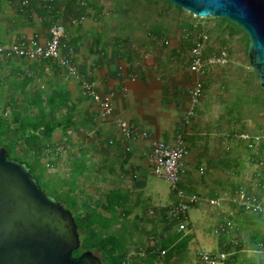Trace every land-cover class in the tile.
Instances as JSON below:
<instances>
[{
	"label": "rangeland",
	"instance_id": "374dc122",
	"mask_svg": "<svg viewBox=\"0 0 264 264\" xmlns=\"http://www.w3.org/2000/svg\"><path fill=\"white\" fill-rule=\"evenodd\" d=\"M91 1L101 7L105 17L103 23H106V17L110 16L112 9L117 12L115 15H119H111L117 25L123 24L121 13L119 14L121 9L134 13L131 25L140 24L143 27L133 37L137 43L134 39L130 40L135 48H138L139 43L142 45L144 40L148 41L150 36L147 32L150 31V25L159 23V27L152 26L155 30L158 28L162 36L158 42L162 48H170L172 45L178 47L174 51V57L181 68L187 66L182 55L187 51L190 39L195 34L203 33L208 37L210 51L222 50L228 54L225 66L213 68L201 77L205 83L204 94L197 106L193 109L189 106L187 112H192L189 116L192 117L190 133L187 136L181 135L185 142H189L190 153H194V158L199 159V154H203L199 159L200 164L193 163L192 173L210 195L205 196L206 193L197 192L203 197L218 198L220 202L216 208L201 202L188 209L187 218L184 220L190 228L200 222L202 239L209 244L198 242L189 245L190 239L185 240L184 234L177 233L180 222L170 225L173 219L168 215V209L173 206L175 195L170 189V184L153 174L151 167L147 165L143 172L136 173L133 179L138 186L133 185L131 178L121 177L122 181L118 182V176L106 174L101 179L104 174L100 172L101 169L94 171L95 176L92 175L91 169L92 172H83L77 178L73 195L80 210L95 207L106 217L110 214L99 206H94V203L97 200L104 202L105 195L117 188L119 183L130 187L131 192L128 194L122 192L126 196L124 208L129 215L119 217L106 230L97 227V235L100 237L111 234L118 237L123 234L127 251L125 264H194L195 255L200 250L218 251L220 245L227 242L213 233L215 226L227 218L230 222H235L234 225L238 228L236 235L234 234L236 237L250 242L251 233H259L262 243L264 212L261 215L241 212L237 210L236 205L240 200L241 191L250 197L258 196L264 205V92L258 85L257 73L249 64L247 41L241 33L242 30L226 18H198L186 10L176 8L177 6L168 1ZM139 15L142 16L139 17L140 21L136 17ZM63 77L65 78V75ZM63 77L62 73L47 61H27L13 56H0V118L14 125L15 116H35L38 114L36 101L41 102L48 113L46 96L65 88L66 81H63ZM64 113V109H61L56 110L54 114L56 118H60ZM79 129L83 133L73 127L67 136L56 130L52 136L51 147L40 153V168L37 171L45 185L47 183L51 187L67 190L68 187L63 182L71 181L72 156L79 153V150H88L95 137V133L93 136L89 135L87 126L78 125ZM40 135L42 137V133ZM158 141L165 139L161 136ZM249 141L255 144L247 148ZM32 154L33 152L24 157L31 159ZM18 155L23 156L17 147H13V156ZM10 156L13 157L11 154ZM256 158L259 161H255ZM199 166L204 168V174L199 172ZM39 183L45 193L53 195ZM122 222L124 228L120 226ZM163 245L166 248H162ZM160 247L166 253L150 258L148 249L157 251ZM92 252L101 257L100 251ZM251 259L264 264V248L262 247L261 253L252 254ZM101 261L104 264L103 259Z\"/></svg>",
	"mask_w": 264,
	"mask_h": 264
},
{
	"label": "crops",
	"instance_id": "0c3cea01",
	"mask_svg": "<svg viewBox=\"0 0 264 264\" xmlns=\"http://www.w3.org/2000/svg\"><path fill=\"white\" fill-rule=\"evenodd\" d=\"M87 1L0 0V46L21 43L33 37L44 44L52 24L65 25L61 55L71 60L77 73L70 75L55 62L43 61L53 64L62 73V77L65 75V88L61 92L66 93L76 107L75 129L83 133L78 130V125L87 126L89 135L95 133L91 147L79 150L72 158H82L86 153L84 172L92 169L93 172H90L95 176L94 171L101 169L100 172L104 173L101 179L106 174L118 176V182L122 181L121 177L131 178L133 185L138 186L133 179L147 165L143 156L148 152L151 142L162 136L165 142L173 143L177 136L190 133L192 117L186 120L185 116L190 106L188 89L192 86L193 77L190 76L185 58L187 66H178V60L174 57L178 47L172 45L170 48H162L158 42L162 36L158 28L155 30L152 26L159 27V23L150 25L148 41L144 40L142 45L139 43L138 48H135L130 40L143 27L140 24L131 25L134 13L121 9L119 14L123 24L117 25L111 15H119H115L117 12L112 9L110 16L106 17V23H103L105 17L101 7H97L95 1ZM136 17L142 18L140 15ZM0 56L6 55L0 53ZM84 83H91L100 94H112V116L102 118L92 100L82 96L81 87ZM119 119L133 125L138 137L123 136L117 126ZM186 144L189 149V142ZM202 156L199 154V159ZM194 157V153L187 150L182 186L189 192L206 193L193 176V163L200 164V160ZM119 173L121 175H116ZM119 184L114 191L124 194L131 192L128 185ZM175 198L172 201L174 204L177 202ZM181 233L186 236L185 240L190 239L189 245L198 242L209 244L202 239L200 222L191 228L186 224V230ZM194 262L197 264L196 260Z\"/></svg>",
	"mask_w": 264,
	"mask_h": 264
},
{
	"label": "water",
	"instance_id": "95a60500",
	"mask_svg": "<svg viewBox=\"0 0 264 264\" xmlns=\"http://www.w3.org/2000/svg\"><path fill=\"white\" fill-rule=\"evenodd\" d=\"M198 18L235 23L247 37V56L264 92V0H160ZM73 214L41 190L26 164L0 148V264H102L80 248Z\"/></svg>",
	"mask_w": 264,
	"mask_h": 264
},
{
	"label": "built area",
	"instance_id": "2783aa9c",
	"mask_svg": "<svg viewBox=\"0 0 264 264\" xmlns=\"http://www.w3.org/2000/svg\"><path fill=\"white\" fill-rule=\"evenodd\" d=\"M66 34V27L63 24H52L49 28V36L44 44H41L37 37H33L21 43H13L0 46V53L6 56L22 58L28 61L51 60L59 67L64 68L70 75H75L76 67L71 60L61 55V45ZM190 39L191 43L187 51L182 55L188 63V70L192 78V86L188 89V100L191 108L197 106L204 94V81L202 76L207 75L213 68L225 66L228 62V54L222 50L212 52L209 50L208 37L195 34ZM82 96L89 98L97 107L102 118H108L114 113L112 94H100L94 90L91 83H84L81 87ZM192 115L191 110L185 118L188 120ZM120 133L127 138H137L133 125L125 120H117ZM255 144V143H254ZM253 142L249 141L248 146L252 147ZM187 144L181 136H177L173 143L165 141H152L149 150L143 158L151 167L153 174L165 179L170 184L172 193L177 198L176 204L171 206L168 215L171 219L180 221L178 231L186 230L185 219L188 209L204 202L210 206L218 207L220 202L215 197H203L198 193L189 192L182 186L183 175L185 174V160ZM199 172L204 174V168L200 167ZM235 203V202H234ZM237 210L250 212L255 215L264 212V205L261 199L253 195L247 196L241 191L240 200L236 203ZM232 214V213H231ZM225 219L218 223L213 233L224 238V244L220 245L218 251L200 250L196 255L197 264H262L260 261H253L252 254H259L262 244L251 246L246 240L236 237L238 228L234 223ZM235 234V235H234ZM222 247V248H221ZM166 252L162 250L161 255Z\"/></svg>",
	"mask_w": 264,
	"mask_h": 264
},
{
	"label": "trees",
	"instance_id": "16d2710c",
	"mask_svg": "<svg viewBox=\"0 0 264 264\" xmlns=\"http://www.w3.org/2000/svg\"><path fill=\"white\" fill-rule=\"evenodd\" d=\"M239 30L241 31V29ZM241 33H243L247 41L246 34L243 31H241ZM69 101L70 99L66 93L61 91L54 92L46 96V106L49 109L48 113L45 112L46 108L44 105L41 102L36 101L38 114L35 116H15L13 118L14 125L3 118H0V148L2 147L8 152L9 158L26 164L30 169V174L37 180L41 190L45 192L39 182H41V184L53 194L48 195L53 196L65 207V209L73 214L79 235L81 233V245L78 250L73 252L74 257L79 256L86 250H97L100 251V259H103L104 264H125L127 251L123 234H119L118 237L111 234L99 237L97 235V227L101 230H106L112 225V223L118 220L119 217L129 215V212L124 208L126 196L121 191L111 190L105 195L104 202L97 200L94 203V206H99L105 212L110 214L109 217H106L100 211H97L95 207H85V210L81 211L79 203L73 195L77 178L81 173L86 171L85 159L87 154L84 153L82 158L79 159L72 158V166L70 170L71 181L63 182V184L65 183V185H67V190H61L59 187H51L47 183L45 185V183L42 182L41 174L37 171L40 168V153L51 147L53 133L58 130L64 136H67L69 135V131L73 127H76V107L72 105L73 103L70 104ZM61 109H64V115L60 118H56L54 114L55 111ZM40 133H42V137ZM45 142L47 144H45ZM13 147H17L23 156H13ZM247 148H250L248 144ZM31 152H33L31 159L24 157L28 156ZM10 154L13 157H11ZM255 161H259V159L256 158ZM179 222L178 219H173L172 222H170V225ZM123 223L124 222L120 223L122 228H124ZM260 238L259 233L255 234L252 232L249 243L251 246L262 244L264 248V240L261 243ZM162 248H166V246L163 245ZM162 248H158L157 251H153L151 248L148 249L150 258H155L156 255L160 254V252L164 250Z\"/></svg>",
	"mask_w": 264,
	"mask_h": 264
},
{
	"label": "bare ground",
	"instance_id": "6f19581e",
	"mask_svg": "<svg viewBox=\"0 0 264 264\" xmlns=\"http://www.w3.org/2000/svg\"><path fill=\"white\" fill-rule=\"evenodd\" d=\"M234 177V176H233ZM255 182V181H254ZM221 183V182H220ZM237 184V183H236ZM221 194V193H220ZM216 208V207H215ZM222 209V208H221ZM222 211V210H221ZM230 213V212H229ZM228 217H230V216H228ZM233 220V219H232Z\"/></svg>",
	"mask_w": 264,
	"mask_h": 264
}]
</instances>
